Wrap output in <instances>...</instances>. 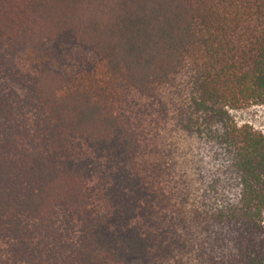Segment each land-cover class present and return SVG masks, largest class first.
<instances>
[{
	"label": "trees",
	"instance_id": "1",
	"mask_svg": "<svg viewBox=\"0 0 264 264\" xmlns=\"http://www.w3.org/2000/svg\"><path fill=\"white\" fill-rule=\"evenodd\" d=\"M264 0H0V264H264Z\"/></svg>",
	"mask_w": 264,
	"mask_h": 264
},
{
	"label": "rangeland",
	"instance_id": "2",
	"mask_svg": "<svg viewBox=\"0 0 264 264\" xmlns=\"http://www.w3.org/2000/svg\"><path fill=\"white\" fill-rule=\"evenodd\" d=\"M232 115L239 124H251L264 133V106L232 111Z\"/></svg>",
	"mask_w": 264,
	"mask_h": 264
}]
</instances>
